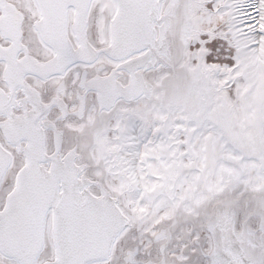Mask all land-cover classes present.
Masks as SVG:
<instances>
[{
    "label": "snow or ice",
    "instance_id": "6c2138e0",
    "mask_svg": "<svg viewBox=\"0 0 264 264\" xmlns=\"http://www.w3.org/2000/svg\"><path fill=\"white\" fill-rule=\"evenodd\" d=\"M0 264H264V0H0Z\"/></svg>",
    "mask_w": 264,
    "mask_h": 264
}]
</instances>
